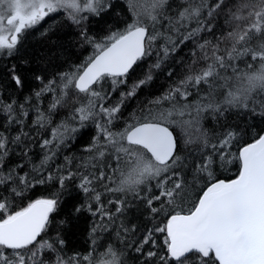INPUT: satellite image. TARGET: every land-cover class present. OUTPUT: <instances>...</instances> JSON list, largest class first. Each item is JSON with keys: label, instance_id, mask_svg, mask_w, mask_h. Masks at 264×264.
Instances as JSON below:
<instances>
[{"label": "snow or ice", "instance_id": "snow-or-ice-1", "mask_svg": "<svg viewBox=\"0 0 264 264\" xmlns=\"http://www.w3.org/2000/svg\"><path fill=\"white\" fill-rule=\"evenodd\" d=\"M167 4L168 0H142L139 4L138 0H128L132 18L131 22L119 21L124 24L123 29L111 30L100 40L82 33L94 52L77 72L61 74L63 95L53 102L52 108L73 105V119H78L81 126L98 109L107 117V123L112 124L124 99L134 96L152 76L149 72L137 80L111 107L98 103L109 96L104 84L110 81V92L126 85L134 66L151 54L152 42L157 38L153 34L154 27ZM118 7L119 3L112 4L109 0H0V54L10 57L19 54L26 33L61 9L68 12L72 23L79 24L87 18L82 13L99 16L102 12L114 13ZM181 7L177 30L192 21L196 28L190 29L180 40L203 31L211 34L215 43L205 41L199 45L201 50H207L203 57L207 63L199 71L190 70L163 99L187 101L191 95L188 86H206L205 95L194 107L176 103L167 111L149 114L119 132L98 124L103 145L97 147V154L101 158L111 156L115 161L113 173L119 174L118 186L106 190L131 192L142 199L152 220L163 217L161 224L145 231L135 247V251L145 257L143 264H264V0H184ZM221 16L227 30H222L217 37L213 21ZM175 46L173 43L172 48ZM169 52L165 47L164 57ZM242 57L258 62L259 66L240 73L233 61ZM159 66L158 61L154 67ZM229 68L232 75L221 74ZM35 79L42 81L43 77L37 75ZM11 82L17 89L25 87L26 80L15 66ZM55 83L50 80L47 90L52 91ZM81 94L90 98L87 105L80 102ZM258 94L262 97L259 100ZM40 95L41 92L36 93L37 97ZM0 112L6 114L9 126L22 123L23 117L28 115L23 105L16 106L15 101L0 100ZM227 112H234L243 123H237L212 144V153L201 154L193 181L189 183L178 172V168L183 167L178 155L180 139L185 147L197 143L206 147L209 142L202 125L204 114L220 117ZM249 118L255 123H250ZM43 121L40 115L36 123L43 126ZM176 128L180 129L179 134ZM22 139L21 135L9 137L0 133V264H70L57 253L56 245H63V240L53 244L42 239L51 214L60 205L58 195L32 200L19 209L12 206L16 199L23 201L25 192L35 185L53 179L50 174H21L25 167L22 163L8 166L11 146H19ZM50 143L44 140L41 146L47 147ZM234 145L239 146L235 155L231 151ZM50 159L51 156L46 155L42 165ZM234 161L238 162L235 178L226 180L215 176L214 166L219 164L224 168ZM38 171L33 167L32 172ZM72 178L71 171L59 176L60 188ZM99 179L111 181L112 177H105L101 172ZM91 185L92 179L82 176L79 187L84 193L94 192ZM141 190L150 194L141 196ZM5 193L11 195L12 201ZM93 198L99 207L93 210L89 204L88 211L94 216L99 213L101 221L105 217L111 221V214L103 211L100 204L101 194L94 192ZM117 203L116 212L120 213L125 202ZM92 231L95 232L96 227ZM156 234L162 239L158 240ZM45 252L57 255L46 260ZM106 256L108 259L101 264H123L120 254L111 249Z\"/></svg>", "mask_w": 264, "mask_h": 264}, {"label": "trees", "instance_id": "trees-1", "mask_svg": "<svg viewBox=\"0 0 264 264\" xmlns=\"http://www.w3.org/2000/svg\"><path fill=\"white\" fill-rule=\"evenodd\" d=\"M109 2L119 3L120 7L116 8L114 13L102 12L99 16L82 13L81 15L87 18L79 24L72 23L68 18V12L61 9L46 18V22H41L26 33L23 50L19 54L14 57L0 54V100L4 103L15 101L16 106L23 105V110L28 113L23 117L22 123L9 126L6 114L0 112V133L9 137L21 135L23 138L19 146H11L8 166L15 167L17 163H22L25 167L21 174L23 172L43 176L50 174L53 178L45 184H37L26 191L25 199L23 201L16 199L12 202V206L14 209H19L32 200L58 195L60 205L51 214L50 224L46 233L42 234V239L53 244L63 240V245H56L57 253L70 264H101V261L108 259L106 254L110 249L120 254L123 264H143L145 257L137 253L135 247L145 231L161 224L163 217L152 220L142 199L136 198L131 192L106 190L108 187L118 186L119 174L113 173L115 161L111 156L106 155L101 158L97 154V147L103 145L102 132L97 125L119 132L127 125L147 118L149 114L156 115L167 111L173 104L185 103L194 107L205 95L206 86H188L191 95L187 101L164 100L163 97L168 95L170 89L175 87L190 70L199 71L205 66L207 62L203 57L207 50H201L199 45L205 41L215 43L213 36L203 31L181 41L180 37L187 36L190 29L196 28V23L192 21L177 30V14L182 10L184 0H168L163 14L154 27L153 34L157 38L152 42L151 54L134 66V71L129 74L126 85L110 92V81L105 82L104 91L109 92V96L107 100L98 103H102L105 107L113 106L121 99V93L129 91L137 80L143 79L149 72L152 76L151 81L137 89L134 96L124 99L120 112L112 124H108L107 117L96 109L93 117L81 126L78 119H73L71 111L73 105L57 106L53 109L52 104L63 95L61 74L77 72V69L94 52L93 47L83 39L82 33L100 40L111 30L123 29L124 24L119 23L120 20L131 22L132 12L128 7V0H109ZM139 3H142V0H138ZM141 19L148 23L145 17L142 16ZM213 23L216 25L217 37L222 30H227L223 16ZM150 31H152L151 27ZM173 43L176 45L174 49ZM165 47L170 49L167 57L163 55ZM223 48L224 45H221V49ZM21 57L24 59L22 60ZM158 61L160 66L156 68L154 65ZM233 64L240 73L253 71L259 66L258 62L253 63L247 57L233 61ZM249 64L253 67L249 68ZM14 66L17 73L26 80L23 88L17 89L11 82ZM221 74L232 75L233 72L229 68ZM37 75L43 77V80H36ZM50 80L56 81L51 86L52 91L47 90L46 87ZM71 91L69 89V92ZM37 92H41L39 97L36 96ZM261 98L258 94L257 100ZM89 99L84 94L80 95V102L84 105L88 104ZM40 115L44 117L43 126L36 123ZM249 122L255 123L251 118ZM237 123L242 124L243 121L234 112H227L220 117L205 113L202 125L209 143L206 147L199 143L185 147L183 139H180L178 155L183 165L178 168L180 175L191 183L195 175V167L201 161V154L212 153L211 145ZM73 128L77 130L71 131ZM175 132L179 134L180 129L176 128ZM24 133H27V136H24ZM44 140H49L51 143L47 147H42ZM238 147V145L232 147L231 151L234 155L237 154ZM24 152L28 155L24 156ZM46 155L51 156V159L47 164L42 165ZM33 167L39 171L32 172ZM213 170L219 179H233L238 172V162L234 161L224 168L217 164ZM69 171L73 173V178L65 181L64 188H60L59 176L66 175ZM101 172L105 173V177L111 176V181L99 179ZM85 175L92 179L91 188L94 192L101 194L100 204L103 205V211L111 214V221L107 217L101 221L99 213L94 216L88 211L89 204L93 210L99 205L93 198L94 192L84 193L79 187L81 178ZM151 183L154 185L155 181ZM149 194L141 190V196ZM5 195H8L9 200L12 201L9 193ZM118 201L125 202L124 209L120 213L116 212ZM76 208L81 210L77 212ZM93 227H96L95 232L92 231ZM124 228L129 231L124 232ZM156 236L158 240L162 239L160 234ZM57 253L45 252L43 258L46 260L49 256L55 258Z\"/></svg>", "mask_w": 264, "mask_h": 264}]
</instances>
